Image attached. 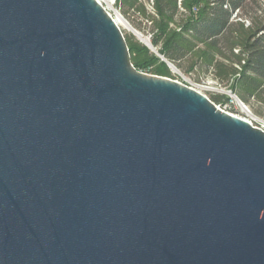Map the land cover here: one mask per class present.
I'll return each instance as SVG.
<instances>
[{"label":"water","instance_id":"1","mask_svg":"<svg viewBox=\"0 0 264 264\" xmlns=\"http://www.w3.org/2000/svg\"><path fill=\"white\" fill-rule=\"evenodd\" d=\"M0 264H264V131L98 0H0Z\"/></svg>","mask_w":264,"mask_h":264},{"label":"trees","instance_id":"2","mask_svg":"<svg viewBox=\"0 0 264 264\" xmlns=\"http://www.w3.org/2000/svg\"><path fill=\"white\" fill-rule=\"evenodd\" d=\"M138 2L124 0L130 8ZM153 2L156 17L151 21L155 33L152 44L167 62L180 70L188 62L189 70L210 73L218 84L230 85V90L246 104L251 98L264 102V9L259 0ZM250 2L258 5L263 16H256L246 25L242 16L249 11ZM178 17L183 18L181 22ZM126 41L137 70L169 77L166 62L135 37H126ZM210 100L220 103L216 96Z\"/></svg>","mask_w":264,"mask_h":264},{"label":"rangeland","instance_id":"3","mask_svg":"<svg viewBox=\"0 0 264 264\" xmlns=\"http://www.w3.org/2000/svg\"><path fill=\"white\" fill-rule=\"evenodd\" d=\"M259 2V4H261L262 8L264 9V0H259ZM110 5L112 8V17L117 19V15H121L132 26V28L140 33L144 38L150 39L151 42L153 41L155 33L151 21L153 17H156L153 0H139L138 4L133 8L127 6L124 3V0H118L114 6L111 3ZM247 9L249 10L248 12L244 11L246 16H242L246 19L243 20L247 22L246 25H250L256 16H263L262 12L258 11V5L254 2H250ZM182 19L183 18L178 17L177 21L181 22ZM121 30L125 38L133 36L138 42H140L136 36L133 35V32H130L125 28H121ZM140 43L144 45L142 42ZM189 67L190 65L188 62L184 64L182 70L176 67L179 70V73L173 72L169 68L170 75L169 77L165 78L185 84L193 89L195 88V85L204 87L205 94L209 99L213 98V96L220 98V103L213 102L216 106L221 105V109L225 107L226 112H229L234 116L252 123L254 127L261 128V126L264 125V102H260L257 99L251 98V101L246 104L235 93L232 92L235 96H237V99L250 110V114H247L242 111L235 99L232 98L230 94H228L231 91L230 85L218 84L212 78L210 73H207L202 69H195L191 71L189 70ZM142 72L153 75L150 73V70H143ZM207 88L214 89L215 91L208 90Z\"/></svg>","mask_w":264,"mask_h":264},{"label":"bare ground","instance_id":"4","mask_svg":"<svg viewBox=\"0 0 264 264\" xmlns=\"http://www.w3.org/2000/svg\"><path fill=\"white\" fill-rule=\"evenodd\" d=\"M100 3H107L108 5H110V1L109 0H98ZM111 7V5H110ZM114 19V21L117 23V25L121 28H125L126 30L133 32L134 34H136L138 36V38L143 41L144 43H147L149 45V40L144 38L140 33H138L135 29L132 28V26L121 16V15H117V19L112 17ZM173 72L179 73V70L176 68H172ZM208 90H214V89H210L207 88ZM232 98L235 99V101L239 104L240 108L242 109V111H244L247 114H250V110L242 103L240 102L237 97H234L232 95H230Z\"/></svg>","mask_w":264,"mask_h":264},{"label":"built area","instance_id":"5","mask_svg":"<svg viewBox=\"0 0 264 264\" xmlns=\"http://www.w3.org/2000/svg\"><path fill=\"white\" fill-rule=\"evenodd\" d=\"M109 1H110V3L114 6V4H115L118 0H109ZM101 4H102V3H101ZM102 6H103V7L108 11V13L111 15L112 8L110 7V5H108L107 3H103ZM234 17H236V14L234 15ZM246 23H247V22H246ZM194 90H196V91L199 92L200 94H203V95H205V96L207 97V95L205 94V91H204V87H201V86H199V85H195ZM217 108H219L220 110L226 112V111H225V107H224L223 109H221V105L217 106ZM227 113H229V112H227ZM229 114H231V113H229ZM231 115H233V114H231ZM251 124H252V123H251ZM252 125H253V124H252ZM260 129H262V130L264 131V125L261 126Z\"/></svg>","mask_w":264,"mask_h":264}]
</instances>
